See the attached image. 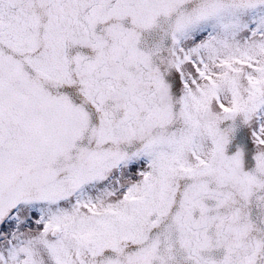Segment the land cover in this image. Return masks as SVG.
<instances>
[{"label": "snow or ice", "instance_id": "obj_1", "mask_svg": "<svg viewBox=\"0 0 264 264\" xmlns=\"http://www.w3.org/2000/svg\"><path fill=\"white\" fill-rule=\"evenodd\" d=\"M0 264H264V0H0Z\"/></svg>", "mask_w": 264, "mask_h": 264}]
</instances>
